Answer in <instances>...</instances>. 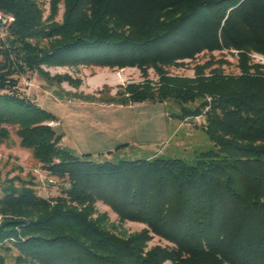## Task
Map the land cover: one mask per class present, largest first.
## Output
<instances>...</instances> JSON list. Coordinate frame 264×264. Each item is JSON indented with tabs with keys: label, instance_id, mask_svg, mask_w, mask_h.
<instances>
[{
	"label": "trees",
	"instance_id": "16d2710c",
	"mask_svg": "<svg viewBox=\"0 0 264 264\" xmlns=\"http://www.w3.org/2000/svg\"><path fill=\"white\" fill-rule=\"evenodd\" d=\"M49 4L45 16L39 0H0L13 18L0 39V139L10 136L7 126L16 128L20 145L68 186L48 198L33 181L5 179L0 264H264V63L252 57L264 56V0ZM225 50L236 51L239 74L226 73L228 61L212 55ZM202 53L212 56L193 77L170 74ZM45 65L138 68L144 81L128 84L118 102L173 100L181 121L205 118L215 148L193 164L77 156L50 125L56 116L20 93L19 77L47 76ZM127 222L145 227L119 230ZM155 237L170 245H149Z\"/></svg>",
	"mask_w": 264,
	"mask_h": 264
},
{
	"label": "rangeland",
	"instance_id": "374dc122",
	"mask_svg": "<svg viewBox=\"0 0 264 264\" xmlns=\"http://www.w3.org/2000/svg\"><path fill=\"white\" fill-rule=\"evenodd\" d=\"M39 1L45 9V16L48 15L50 0ZM63 11L61 5L59 19ZM11 22L0 24V39L5 38ZM233 52L215 51L212 55L215 59L228 61L223 65L226 73L237 75L240 73L238 56L236 51ZM212 55L202 53L196 60H187L185 66L173 67L169 72L171 75L193 77L194 67L204 64ZM252 57L254 62L264 63V56L256 53ZM42 69L47 76L35 70L19 77L20 93L56 116L57 121L50 125L63 135L61 145L77 156L89 154V158L96 162L161 156L180 158L193 164L200 152L215 148L203 128L205 118L200 116V119L181 121L176 117L180 107L173 100L118 102L124 98L122 92L128 84L144 81L145 76L138 68L45 65ZM65 75L73 81L58 78ZM149 78L156 82L159 77L150 69ZM109 98H115V101L110 103ZM7 127L10 136L0 139V187L6 178L18 176L25 181H33L36 191L45 197L61 195L68 183L50 174L31 150L20 145L16 128ZM97 207L100 212H107L110 220L117 224L118 217L109 206L100 202ZM119 227V230L131 233L142 230L145 225L127 222ZM157 244L170 245L159 237L149 243ZM14 254H7L8 263L13 262Z\"/></svg>",
	"mask_w": 264,
	"mask_h": 264
},
{
	"label": "built area",
	"instance_id": "2783aa9c",
	"mask_svg": "<svg viewBox=\"0 0 264 264\" xmlns=\"http://www.w3.org/2000/svg\"><path fill=\"white\" fill-rule=\"evenodd\" d=\"M13 18L11 17V15L5 13L4 11L0 10V24L1 23H8L10 21H12ZM197 119H200V116L196 117Z\"/></svg>",
	"mask_w": 264,
	"mask_h": 264
}]
</instances>
